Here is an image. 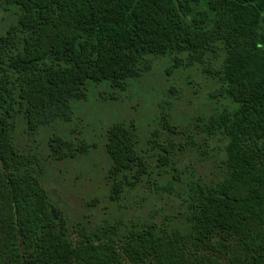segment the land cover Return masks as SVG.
<instances>
[{
  "label": "trees",
  "instance_id": "16d2710c",
  "mask_svg": "<svg viewBox=\"0 0 264 264\" xmlns=\"http://www.w3.org/2000/svg\"><path fill=\"white\" fill-rule=\"evenodd\" d=\"M5 5L18 17L0 34V264H264V0H0ZM150 55L170 56L174 67L202 64L218 81L211 96L238 105L199 125L227 139L225 176L191 183L182 228L132 223L116 236L99 228L73 240L39 155L15 143L11 119L21 114L30 132L69 121L71 100L86 98L90 81L125 90L150 70ZM91 146L49 139L57 159ZM104 146L117 199L147 172L136 123H113Z\"/></svg>",
  "mask_w": 264,
  "mask_h": 264
},
{
  "label": "rangeland",
  "instance_id": "374dc122",
  "mask_svg": "<svg viewBox=\"0 0 264 264\" xmlns=\"http://www.w3.org/2000/svg\"><path fill=\"white\" fill-rule=\"evenodd\" d=\"M17 17L16 6L0 8V34ZM149 59L150 70L131 79L125 90L109 80L90 81L86 98L71 100L69 121L57 119L30 132L21 114L11 119L15 143L39 155L42 181L51 199L63 208L73 240L99 228L116 236L132 223L182 228L189 214L191 183H211L225 176L227 139L210 136L199 125L211 114L234 111L238 105L227 97L211 96L218 81L202 64L174 67L170 56ZM118 121L136 123L147 172L113 199L108 178L111 159L104 143L107 129ZM53 135L92 146L87 153L57 159L49 147ZM126 264L134 263L126 259Z\"/></svg>",
  "mask_w": 264,
  "mask_h": 264
}]
</instances>
